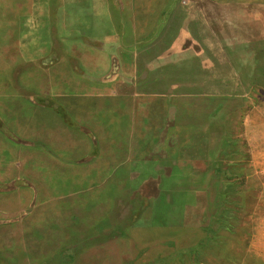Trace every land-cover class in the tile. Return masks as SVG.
I'll return each mask as SVG.
<instances>
[{"label": "rangeland", "instance_id": "1", "mask_svg": "<svg viewBox=\"0 0 264 264\" xmlns=\"http://www.w3.org/2000/svg\"><path fill=\"white\" fill-rule=\"evenodd\" d=\"M0 264H264V0H0Z\"/></svg>", "mask_w": 264, "mask_h": 264}, {"label": "crops", "instance_id": "2", "mask_svg": "<svg viewBox=\"0 0 264 264\" xmlns=\"http://www.w3.org/2000/svg\"><path fill=\"white\" fill-rule=\"evenodd\" d=\"M126 47V46H125Z\"/></svg>", "mask_w": 264, "mask_h": 264}]
</instances>
